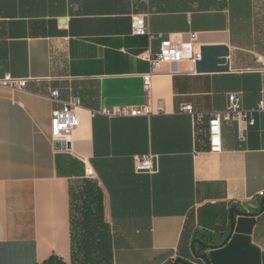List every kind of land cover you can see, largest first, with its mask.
Wrapping results in <instances>:
<instances>
[{"label":"crops","instance_id":"obj_1","mask_svg":"<svg viewBox=\"0 0 264 264\" xmlns=\"http://www.w3.org/2000/svg\"><path fill=\"white\" fill-rule=\"evenodd\" d=\"M146 16L151 37L132 35ZM227 47L228 72L165 65L152 78L164 113L107 117L102 108L141 107L148 97L143 56L165 39ZM0 264H73L71 187L85 179L103 194L112 264H264V0H0ZM81 101L69 150L51 143L50 99ZM239 93L256 124L222 121V151L209 145V118ZM190 104L195 121L181 113ZM154 155L157 172L137 174L135 159ZM236 215L231 232V210ZM227 243L224 241L227 239ZM202 248L201 246H197ZM203 249V248H202Z\"/></svg>","mask_w":264,"mask_h":264},{"label":"built area","instance_id":"obj_2","mask_svg":"<svg viewBox=\"0 0 264 264\" xmlns=\"http://www.w3.org/2000/svg\"><path fill=\"white\" fill-rule=\"evenodd\" d=\"M147 2L148 0H141ZM132 35L137 37H151V32L146 20V16H135L132 21ZM150 65V72L144 76V86L147 93V103L141 107L114 106L112 108H102L100 114L107 117L134 118L139 116H152L164 113L162 104L154 105L151 97L152 78L159 73L165 65L176 66L181 62H191L196 64L201 60V49L199 48L198 35L191 34L190 40L185 43L176 42L172 39H165L161 42L157 53L143 56ZM28 80L14 78L6 75L0 79V87L24 91L27 89ZM59 90L50 92V99L56 103H62L61 108H57L51 120V143L60 144L65 150L72 143L73 134L81 125L80 110L81 101L78 98H71L67 102H62ZM260 110L264 111V103H260ZM181 113L191 116L195 121H204L205 116L196 114L190 104L181 106ZM230 120L240 124L239 140L242 143L247 141V128L256 124L255 118L242 106V98L239 93H231L228 96V109L224 113H218L209 118V145L210 151L220 153L222 151V121ZM157 158L154 155L138 157L135 159L134 170L137 174H155ZM259 198H264V193L259 194Z\"/></svg>","mask_w":264,"mask_h":264},{"label":"trees","instance_id":"obj_3","mask_svg":"<svg viewBox=\"0 0 264 264\" xmlns=\"http://www.w3.org/2000/svg\"><path fill=\"white\" fill-rule=\"evenodd\" d=\"M71 212L73 264H112V236L105 220L103 194L96 183L85 179L71 187Z\"/></svg>","mask_w":264,"mask_h":264},{"label":"water","instance_id":"obj_4","mask_svg":"<svg viewBox=\"0 0 264 264\" xmlns=\"http://www.w3.org/2000/svg\"><path fill=\"white\" fill-rule=\"evenodd\" d=\"M229 55V50L227 47H205L201 49V60L198 61L195 65L196 72L198 73H217V72H228L230 71V66L226 60V57ZM55 150H65L61 147L60 144L54 145ZM70 148V145H68V149ZM264 211V198L261 199L260 202V212L263 213ZM231 232L234 229V220L236 215H245V213L240 212L236 209H232L231 212ZM229 237L224 241V244L227 243ZM197 246H201L203 250H209L213 247L210 245H207L203 243L201 240L195 239L192 243V252L195 258L201 259L206 262V264L209 263V259L207 255L200 254L197 251ZM175 264H191L185 260L178 259Z\"/></svg>","mask_w":264,"mask_h":264}]
</instances>
